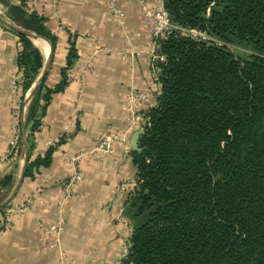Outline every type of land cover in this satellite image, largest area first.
Instances as JSON below:
<instances>
[{
	"label": "trees",
	"instance_id": "obj_1",
	"mask_svg": "<svg viewBox=\"0 0 264 264\" xmlns=\"http://www.w3.org/2000/svg\"><path fill=\"white\" fill-rule=\"evenodd\" d=\"M164 5L173 25L214 42L172 33L160 43L161 93L139 139L143 152L133 153L137 185L128 203L142 210L152 200L167 204L132 231L121 264H264V0H164ZM7 15L55 49L57 39L43 16L26 14L23 7H9ZM16 34L25 92L41 55L28 37ZM228 45L248 54L236 57ZM74 58L71 47L54 88L45 87V77L38 85L24 116L30 132L40 122L36 110L44 115L49 95L67 84ZM53 147L30 161L29 145L24 176L48 165ZM9 183L8 177L0 181Z\"/></svg>",
	"mask_w": 264,
	"mask_h": 264
},
{
	"label": "crops",
	"instance_id": "obj_2",
	"mask_svg": "<svg viewBox=\"0 0 264 264\" xmlns=\"http://www.w3.org/2000/svg\"><path fill=\"white\" fill-rule=\"evenodd\" d=\"M7 3H0V12L10 21L15 23L7 15L9 7H23L26 14L43 16L45 28L57 39L54 50L50 44L49 64L41 79L45 77V87L54 88L61 81L71 47L75 58L65 87L49 95L44 115L39 117L41 110H36L38 127L30 132L31 122H23L25 144L22 135L15 154L0 161V181L10 179L9 184L0 185L2 203L18 184L25 158L28 162L29 145L30 161L54 146L50 163L33 168L32 176H23L9 202L18 206L31 198L29 206L12 215L10 227L0 233V264H59L62 252L67 264H116L132 233V223L122 211L130 205V182L137 179L130 138L141 128L128 133L126 141L114 142L111 152L93 149L106 133L126 131L123 104L128 92L151 89L146 55L150 28L136 1L117 0L124 12L120 20L113 16L107 0ZM29 39L41 55V67L28 90L16 93L12 74L21 43L16 32L0 21V157L11 139L15 100L24 101L28 95L32 99L50 53L47 42ZM71 157L79 158L73 163ZM73 166L81 179L67 193L63 183L72 175ZM119 215L130 227L118 222ZM59 218L63 224L55 242L42 227Z\"/></svg>",
	"mask_w": 264,
	"mask_h": 264
},
{
	"label": "built area",
	"instance_id": "obj_3",
	"mask_svg": "<svg viewBox=\"0 0 264 264\" xmlns=\"http://www.w3.org/2000/svg\"><path fill=\"white\" fill-rule=\"evenodd\" d=\"M129 1H136L139 3L142 11L143 22L149 26L151 31V42L146 52L148 58V83L151 89L146 93L138 92L134 89L128 92V94L125 96L123 104V108L127 113L125 117L126 131L122 133L109 132L103 135L97 141L93 149V151L96 152H111L114 142L126 141L127 134L132 132L136 127L144 129L143 127L146 122L148 112L151 108L156 106L157 98L161 93V84L159 81V71L157 67L158 63L164 61L165 59L159 51L161 41L166 39L172 33L191 36L197 39L210 38L205 33L173 25L166 11L164 0H155L154 3H149L147 0ZM107 3L113 16L120 20L124 16V12L117 6V0H107ZM136 54L141 55L140 52H137ZM88 67H92V63H89ZM22 83L23 79L21 77V71L16 65L12 74V87L16 93H19L21 90ZM26 98L24 101H21V99L18 97L15 100L14 107L12 109L11 139L8 147L0 157V161L9 159L20 148L22 139L21 126L24 122V116L29 103V101L26 102ZM78 158L79 157H71V161L75 163ZM75 167L76 166H73L72 175L63 183V187L67 193H69L71 187L81 179V175ZM130 185L132 191L137 185V180L135 179L131 181ZM30 202L31 198H27L22 204L18 206H12L8 204L4 207V210L0 215V233L10 227L12 215L24 211L29 206ZM125 219L121 215L118 216V222L120 224L130 227L127 224L128 221ZM62 224L63 220L59 218L52 225L43 226L42 229L46 235L54 238V241L57 242ZM130 229L132 232V227H130ZM128 245L129 244H126L124 246L122 257L116 264H121L126 259ZM59 264H67L65 254L63 252L61 253Z\"/></svg>",
	"mask_w": 264,
	"mask_h": 264
},
{
	"label": "water",
	"instance_id": "obj_4",
	"mask_svg": "<svg viewBox=\"0 0 264 264\" xmlns=\"http://www.w3.org/2000/svg\"><path fill=\"white\" fill-rule=\"evenodd\" d=\"M0 21L4 25H6L9 29L13 30L14 32H16L18 34H22V35H24L26 37H29V38L41 39V40L47 42V44L50 47V43L44 37L36 34L33 31H30L28 29H25V28H22V27L16 25L12 21H10L1 12H0ZM50 56H51V47H50V53L48 55L47 63L45 64L44 69H43V73L39 77V82L41 81V79L43 77V74L47 70V66L49 64ZM29 100H30V95H28V97L26 98V102H28ZM143 134H144V129H139V130L135 131L132 134V136L130 138V146H131V150H132L133 153H142L143 152V148H141L139 146V139H140V137ZM22 135H23V141H24V144H25L26 140H25L24 128L23 127H22ZM26 162H27V158H25L23 169H22L18 184L14 187L11 195L7 199H5L2 203H0V209L4 208L6 205L9 204L13 194L17 190L18 185H19V183L21 182V180L23 179V176H24ZM166 204L167 203H164V202L163 203H157L156 201L152 200L151 201V206L149 208L145 209V210H142V205L141 204H137L135 206L127 205L124 208V210L122 211V215H124L126 218H128L131 221V223H132V231H134V230H137V229L147 225L152 220V215L155 214L159 208L165 207ZM127 243L130 244V239L127 240Z\"/></svg>",
	"mask_w": 264,
	"mask_h": 264
},
{
	"label": "rangeland",
	"instance_id": "obj_5",
	"mask_svg": "<svg viewBox=\"0 0 264 264\" xmlns=\"http://www.w3.org/2000/svg\"><path fill=\"white\" fill-rule=\"evenodd\" d=\"M202 40L209 41V42H214V39H212V38H204ZM227 47L230 49V51L236 57L244 58L248 54L245 50H242L241 47H239V46H236V45H228Z\"/></svg>",
	"mask_w": 264,
	"mask_h": 264
}]
</instances>
